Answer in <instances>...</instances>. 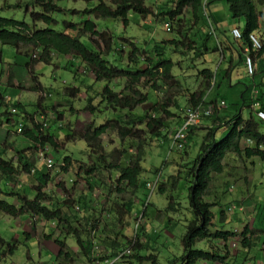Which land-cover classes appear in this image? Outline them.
Wrapping results in <instances>:
<instances>
[{
	"label": "trees",
	"instance_id": "obj_1",
	"mask_svg": "<svg viewBox=\"0 0 264 264\" xmlns=\"http://www.w3.org/2000/svg\"><path fill=\"white\" fill-rule=\"evenodd\" d=\"M59 1L64 0H33V6L38 7L40 12L30 13L32 25L0 17V46H11L17 53L21 46L33 47L35 51H40L39 61L45 64H52L51 56L53 55L62 58L68 56L70 60H66L65 68H72L73 74L76 69L75 63H82L86 67V72L93 76V83L104 84L102 89L96 93V98L88 99L85 109L94 119L98 117L97 113H100L104 120H101L97 126H92V119V122L80 132L73 134L71 130L65 132L67 139L84 142L85 149L91 159L89 160L90 165H87L81 159L75 158L72 153L67 154V152L59 150L56 144L57 133H60L58 131L62 127H58L57 122L61 120V114L54 115V128L45 129L46 126L43 127L37 123L34 116L28 113L21 103L9 100L0 91V107H3L2 117L8 124L15 123L18 126L21 123L23 129L19 134L20 142L21 140L27 141L34 145L33 148L26 145L15 150L17 160L6 159L3 156L4 150L0 151V181H4L6 187L5 189L0 186V198L15 200V203H8L4 199H0V213L7 214L12 218L28 215L33 219L38 217L47 222H54L60 232L63 230L65 235L75 237L77 247L83 256L90 257L95 254V258L89 259L97 264L111 260L119 251L127 247H131L132 253H136V255L131 254L133 258L141 260L143 257H138L137 254L144 247L142 244L143 226L138 224H135L133 233L135 240H129L126 247L119 242L121 239L118 234L106 233V225L100 231L104 237L103 246H100L98 250L92 247L89 237L92 232L98 230L100 222L98 219L91 220V214L93 215L97 209L93 207L87 193L91 196L96 186L101 185L102 182L107 183L109 179L110 192L112 193L110 187H115L114 191L121 197L111 201L109 212L101 210L100 215L104 212L107 216H112L116 224L121 227L125 226L127 217L134 218V223L139 217L140 219L145 218L150 203L145 202L140 193L150 192L151 189H148V186L154 184L156 186L160 180L158 177V180L153 183L142 178L144 172L142 163L146 149L155 142L160 146L168 144L171 151H179L186 155V148L196 143V140L194 141L195 131L201 125L204 127L202 128L204 133L196 136L199 141L198 151L189 161L180 164L181 169L185 171V177H191V183L187 185L186 199L193 219L186 225L185 234L181 239L183 254L176 261L179 264H197L199 261L225 263L229 252L220 255L212 249L196 248V245L201 242L221 240L226 244L224 246L226 249L229 239L238 236L236 231L216 229L212 232L210 230L214 220L212 211L214 204L204 200L212 177L224 172V162L227 157L233 154L248 160L258 157L264 161V120L257 118V111H264V40L262 39L264 32L261 35H256L261 43L259 50L254 51L249 41V35L255 34V31L261 32L259 17L262 12L259 10L261 7L259 5L263 4L264 0H222L227 6L232 20L244 19L245 21L243 28L240 29L241 39L237 40L232 36L237 47L230 45L237 55V62L232 63V58H230L229 66L227 70H223V74L202 67L207 63L206 56L214 53V47L210 46V40L215 35L214 26L208 13V6L212 2L210 0L205 4V0H158V3L152 1L151 4L150 0H98L92 8L81 11L82 21L77 23L63 21L61 29L56 30L53 26L58 25L59 22L53 18V14L65 11L57 5ZM69 1L90 2L92 0ZM148 4L150 5L146 6ZM187 10H190L191 23L183 18ZM68 11L71 14L80 13L78 10ZM131 15L139 16L142 21L151 20L154 27L145 26L143 23L141 26L143 31L151 34L157 30L167 31L173 38L156 41L152 35L149 40L143 39V42L129 41L131 49L126 51L124 45H114L113 35L110 31H99L97 28L96 20L100 19L120 20L126 27L129 25ZM38 23L44 26L36 28ZM82 39L86 41L82 42ZM215 46L216 50L221 52L223 61L225 49L219 48L221 43L219 44L218 41ZM246 54L252 58L253 62L259 64V68L251 76L246 71ZM24 55L34 62L33 55ZM195 61L201 63V68H196ZM31 65L30 62L27 63L25 66L27 70ZM185 69L196 71V89H193L189 84L186 85L179 78L180 75L183 77ZM176 71H179L180 74H176ZM234 74L251 80L249 85H245V89L240 95L241 109L249 108L248 120H244L238 111L226 113L227 104L217 93L211 97V91L216 87L220 89V81L224 79L227 88L233 87L230 81ZM255 78H258L259 81ZM117 80L123 81V88L119 92L111 87L113 81ZM236 80L238 79L236 78ZM32 88L34 91L40 89V87ZM144 89L156 93L157 99L148 108L138 112L141 106L150 101L149 93H145ZM79 91L78 89H69L66 90V95L69 98H74ZM92 99L93 101L98 100L96 106L92 105ZM222 101L225 103L223 107L219 106ZM256 102L258 105L255 107ZM208 105H213L212 113L203 117L198 126L188 127L185 131L184 147L177 149L172 146L175 133L180 130L187 118V110ZM10 107L13 108L9 110ZM12 109H15L16 113H13ZM15 115L20 117V121L14 122L13 116ZM171 119H176V126L172 131H170L171 126L168 123ZM0 122L3 123V120ZM203 122L208 124H202ZM110 131L117 134L120 149H112L107 152L102 137ZM8 144L9 142L5 141L4 145ZM49 148H52L58 155L57 162H61V170L64 173L77 167L75 174L84 179L88 185V192L84 196L71 197L63 184L59 183L61 191L67 195L51 203L50 206L45 203L48 196L43 189L50 182V175L48 170L43 172L35 164L39 151H46L53 155L48 150ZM24 174H31L38 183L34 190V198L30 199L27 193L24 195L17 189L14 190L22 187L18 180ZM105 175L108 178L103 181L102 177ZM178 178L177 175L167 176L174 189ZM163 180L157 190L160 194H166V190L162 186L165 185L162 183ZM13 184L16 185L11 186ZM154 191L155 189L152 190V193ZM137 195V205L134 206L133 197ZM167 199L168 205L164 211L167 213L177 211L178 204L173 201L172 195H168ZM75 208L80 213L84 212L82 216L75 215L80 230L77 227H72L68 221V216ZM260 211L258 210L257 215ZM224 213L220 211L218 214L222 223L225 219ZM93 221L94 223H92ZM60 224H67L68 227L58 226ZM252 230L246 226L239 234L243 237L242 244L245 248L252 246L251 237L255 232ZM120 234L126 240L128 239L126 235H123V232ZM247 235L249 236L247 237ZM55 242L58 245V257H68V253L64 252L67 247L65 239H57ZM16 249L17 242L11 243L0 236V259L13 255ZM144 259L153 260V263L156 264L153 256Z\"/></svg>",
	"mask_w": 264,
	"mask_h": 264
},
{
	"label": "rangeland",
	"instance_id": "obj_2",
	"mask_svg": "<svg viewBox=\"0 0 264 264\" xmlns=\"http://www.w3.org/2000/svg\"><path fill=\"white\" fill-rule=\"evenodd\" d=\"M97 1L98 0H92L90 2L59 1L57 5L65 11L53 14V18L59 22L58 25L53 26L54 29L60 30L63 21L75 23L82 21L83 16L81 15V11L86 8H92L97 4ZM152 1L158 3V0H150V4ZM220 6H223V11L221 10L220 13H218L216 23L214 24L215 27L218 28H220L222 24L220 17L222 18L224 14L226 17L227 14L225 3L223 2L221 5L215 6V8L220 9ZM68 10H78L80 13L71 14ZM260 10H264V5L260 7ZM31 12H40L38 7L33 6V0H0V17L2 18L23 21L32 25L30 19ZM183 18L186 21L189 20V23H191L190 10H187ZM259 20V29L261 32L255 31V35L257 36L264 32V15ZM96 23L99 31L108 30L112 33L115 46L124 45L126 51L131 49L128 43L129 41L137 42L138 40L139 42H143V39L149 40L152 35L155 37L154 39L156 41L173 38L167 31L162 32L157 30L154 34L143 31L141 27L143 23L145 26L151 25V28H153L154 25L151 24L152 22L150 19L142 21V19L136 15H131L129 25L126 27L123 26L120 20L100 19L96 20ZM244 24L243 21V25ZM43 26V24L38 23L36 28H42ZM85 41V39H82V42ZM216 42V37L213 35V38L210 40V46L214 47V53L206 56L208 59L207 63L202 67L210 68L213 72L218 73L219 68V71L222 70L223 67L225 69V63L221 60V52L215 48ZM99 47L101 48V45ZM24 54L33 55L32 60H34V62L30 61ZM39 57L40 51H35L33 47L21 46L17 53L13 47L5 46L3 56H0V60H2L0 62V91L6 95V98L9 100L21 103L24 109L34 116L37 123L43 127L46 126L44 127L45 129L48 127L50 128L49 130L54 128V115L56 116L58 113L61 114V120L57 122V126L62 127V129L58 131L60 133L56 131L58 135L56 144L59 150H61V152H67V154L72 153L75 158L81 159L86 162L87 165H90L89 160L91 159L85 149L84 142L77 139H67L65 132L69 130L72 131V134L74 132H80L92 122V119V126H97L101 120H104V117L100 113H97L98 117L94 119L85 109L88 105V99L96 98V93L102 89L104 84L99 82L93 83V76L86 72V67L80 62L75 63V74H73L72 68L66 69V60L67 58L70 60L68 56L62 58L53 55L51 56L52 64L40 62ZM225 57H228L226 52ZM29 62L32 65L29 70H27L25 66ZM236 62L237 56L235 55L232 57V63ZM194 64H196V68H201V63L199 61H195ZM3 68L4 70L1 71ZM176 74H180V72L176 71ZM179 78L185 82L186 85L189 84L193 89H196V71L194 69H185L183 77L180 75ZM237 79L238 80L231 82L233 87L229 86V88L226 87L227 84L225 83V79L220 81L221 88L219 89L216 87L211 91V97L217 93L227 104L226 113H235L238 111L242 114L244 120H248L249 108L244 107L241 109L240 95L244 91L245 85H249L251 80L245 77L241 78L238 75ZM256 80L259 81L258 78H256ZM122 84L123 81H113L111 87L119 92L123 88ZM32 87H40V89L34 91ZM69 89H78L80 91L74 98H69L66 95V90ZM144 92L149 93L150 101L148 104L141 106L138 112L148 108L151 103L157 99L156 93L149 89H144ZM93 99L91 103L93 106H96L98 100L95 99L93 101ZM11 108L13 107H10L9 110ZM2 111L3 107H0V117H2ZM13 119L14 122L20 121V117L16 115L13 116ZM168 123H170L171 126L170 131L174 130L176 119H171ZM205 123L203 122L202 124ZM2 124L3 123L0 122V126ZM200 126L196 128L195 133L197 135H194V141L196 140V143L186 148V155L179 153V151H171L168 144L160 146L155 142L150 144L146 149V155L142 163L144 168L142 178L153 183L158 180V177L160 180L156 183L157 185L153 193L151 191L140 193V195H143L145 202L148 201L150 203V207L147 208L146 217L140 219V221L136 219L134 223V218L127 217L125 226L121 227L119 224H116L112 216H107L104 212L100 215L101 210H107L109 212L111 201L121 197L114 191L115 187H110V189H112L111 193L108 179L107 183L102 182L101 185L96 186L91 196H89V193H87L88 185L86 181L75 174L77 167L64 173L61 170V162H57L58 155L52 148L48 150L51 151L54 156V167L47 168L37 159L35 164L43 172L48 170V174L50 175V182H48L43 189L48 196L45 203L50 206L51 203L67 195L61 191V188L58 186L59 183L63 184V187L73 198H77L81 195L84 196L87 193L88 199L91 200L93 207L97 209L93 212V215L90 213L91 220L98 219L100 222L98 223V230L92 232L89 239L91 238V241L96 242L98 247L103 246L102 240L104 237L100 231L104 225L107 226L105 229L106 233L118 234V237L121 239L119 242L123 243L125 247L129 240L134 239L133 233L135 231V224L143 226L142 244H144V247L143 250L137 254L138 257L141 256L143 259L140 260L136 257L133 258L129 256L119 264H154L153 260L149 261L144 259L148 256L155 257L156 264H179L176 260L183 254L181 239L185 234L186 225L193 219L186 199L188 193L187 185L191 183V177H185V171L181 169L180 164L189 161V159L194 156L195 152L198 151L199 141L196 136L204 133V130H202L204 127ZM8 130L10 132L9 136L7 132L4 137L5 141L9 142V144L5 146L4 142L3 150L5 153L3 156L6 159L17 160V155L12 147L17 143L20 148L21 143L14 140V138L20 139V135L15 134V123L11 124ZM102 141L107 152L112 149H120L117 134L114 132L110 131L107 135H104ZM28 143L29 142L25 145H28ZM29 144L31 148H33L34 145H31V143ZM224 163V172L221 175L212 177L208 193L204 198L206 202L214 204L212 208L214 220L210 230L214 232L216 229H220L232 232L236 229L237 232H242L246 226H249L250 229L259 231L258 236H256L257 233L253 232L254 234L251 237L252 246L248 248L243 246V237L239 234L229 239L226 249L224 248L226 244L221 240L201 242L196 245V248L205 250L212 249L220 255H225L226 252H229V257L227 258L229 261L226 263L223 262V264H264V161L260 160L258 157L248 160L232 154L227 157ZM171 175L179 176L175 189L170 185L171 180L169 181L167 179V176ZM105 178H108L107 175L102 177L103 181ZM161 180H163L162 183L165 184L162 186H164L163 188L166 190V194H160L159 191H157L158 187L161 185ZM166 180H168V182H165ZM18 183L22 186V189L15 188L14 190L17 189V191L22 192L24 195L27 193L30 199L34 198V190L35 187L38 186V183L31 174H24L21 176ZM14 185L16 184L11 186ZM0 186L6 189L4 181H0ZM168 195H172L173 201L178 204L176 206L178 209L177 211L169 213L164 211L168 205ZM125 196H128V194H125ZM137 197L138 195L133 197L134 206L137 205ZM0 199H4L8 203H15V200L11 198L2 197ZM138 205H140V203H138ZM256 210H261L258 215L255 212ZM64 211L66 212L67 210ZM220 211L225 212V223H222V219L218 216ZM76 214L82 216L84 212L80 213L75 208L68 216V221L72 227H77L80 230V226L75 217ZM226 215L228 217H226ZM26 216L28 217V215ZM29 218L30 221L33 222V218ZM30 221L27 222V220H23L22 217L12 218L7 214L3 215L0 213V236L7 241L12 240V237L15 238V235L18 239L16 240L17 249L13 256H6V260L0 264H93L89 259H92L93 255H90V257L83 256L77 247L74 236L65 235V231L62 230L60 232L57 226L43 219L41 220V218L35 220L34 224L37 226L35 231H29V227H31ZM23 222L25 223L24 225ZM92 223H94V221ZM58 226L68 227L67 224H60ZM120 232H123V235H126L128 239L126 240L122 237ZM47 237L49 238L47 239ZM31 238L33 239L30 240ZM57 239H65L67 247L64 249V252L68 253V257H58V245L55 242ZM16 242L11 241V243L14 244ZM233 242L236 244L235 247L231 246ZM132 254L136 255L135 252ZM234 254L236 255L234 256ZM197 264L219 263L199 261Z\"/></svg>",
	"mask_w": 264,
	"mask_h": 264
},
{
	"label": "built area",
	"instance_id": "obj_3",
	"mask_svg": "<svg viewBox=\"0 0 264 264\" xmlns=\"http://www.w3.org/2000/svg\"><path fill=\"white\" fill-rule=\"evenodd\" d=\"M208 0L204 1V4L207 2ZM232 36L239 40L241 39V33L240 30L235 28L232 29L231 31ZM249 41H250V46L251 48L255 51V50H259L261 48V43L258 39V37L254 34L249 35ZM247 52V49H246ZM36 56V55H34ZM245 65H246V71L247 73L251 76L254 74L255 69H254V64H253V60L252 58L246 54L245 55ZM258 105V103L256 102L254 104V106L256 107ZM219 106L223 107L225 106V103L222 101L220 102ZM213 111V105H208L205 107H196V108H189L187 110V118L184 122V124L182 125V127L180 128V130L175 133L174 139H173V145L174 147H176L177 149L184 147V143H185V131L188 129V127L190 126H198L199 124H201L202 122V118L203 117H207L209 116ZM13 113H16L15 109H12ZM257 118L260 120H264V111L262 110H258L257 111ZM22 131V126L21 124H19L16 127V133H20ZM37 159L42 162L47 168H52L54 167V158L51 155V153L46 152V151H39L37 153ZM31 173H33V170H31ZM148 187H152L151 185H149ZM38 219V217H36L35 219H33V222ZM42 220V219H41ZM139 221H140V217H139ZM33 222H31V224H33ZM135 240V236L133 241ZM234 246V244H233ZM92 247L95 250H98V245L96 244V242H92ZM132 254V249L131 247H127L124 250H121L118 252V254L112 258L111 260H106L104 262V264H119L121 261L125 260L126 258H128L129 256H131ZM95 257V255H94Z\"/></svg>",
	"mask_w": 264,
	"mask_h": 264
},
{
	"label": "crops",
	"instance_id": "obj_4",
	"mask_svg": "<svg viewBox=\"0 0 264 264\" xmlns=\"http://www.w3.org/2000/svg\"><path fill=\"white\" fill-rule=\"evenodd\" d=\"M214 3H212V2ZM210 4H209V6H208V13H209V15H210V18H211V22L213 23V26H214V37H216V39H217V41L219 42V44L221 43V47H219V48H222V49H225V51L224 52H226L227 53V58L225 57V59L223 60L224 61V63H225V69H224V67H223V69L222 70H220L218 73L219 74H223V70H227V68H228V66H229V63H228V60H230V58H232V57H234L235 55H236V53L232 50V48H231V46L230 45H233L234 47H237V43H236V41L234 40V38L232 37V35H231V30L232 29H235V28H238L239 30L240 29H242L243 28V21H244V19H236V20H232L231 19V16H230V13H229V11H228V9H227V6H226V17H225V14H224V16L221 18L220 17V20H221V26H220V28H218V27H215V23H216V19H217V15H218V13H220V11L223 9V6H220V9H218V8H215V6H217V5H221L222 3H223V1L222 0H210ZM258 5H259V3H258ZM264 5V3L262 4V3H260V5L259 6H263ZM259 10H260V7H259ZM223 11V10H222ZM224 11H225V8H224ZM261 12H262V15H261V17L264 15V10H261ZM261 17H259V19L261 18ZM259 22H260V20H259ZM244 23H245V21H244ZM243 25V26H242ZM263 28H264V25H263ZM262 39L264 40V37L262 36ZM5 47V46H4ZM4 47L3 46H0V56L2 55L3 56V53H4ZM228 48V49H227ZM237 56V55H236ZM2 58V57H1ZM0 58V59H1ZM68 59V58H67ZM222 61V62H223ZM263 61H264V58H263ZM254 66H255V69H257V68H259V64L257 63V62H254ZM2 66H3V64H2ZM220 69V68H219ZM3 70V69H2ZM218 74V75H219ZM237 74H234L233 75V77L231 78V81L230 82H232V81H236V78H237V76H236ZM235 79V80H234ZM219 80V79H218ZM255 80H256V78H255ZM5 86H6V84H5ZM17 86V85H16ZM0 120H3V124L0 126V151L1 150H3V144H4V142H5V137H4V135H6L5 133H10L9 132V127H10V125L11 124H14V123H11V124H7V122H6V119H4V117H0ZM5 121V122H4ZM17 127V126H16ZM1 138H2V140H1ZM14 140H16L17 142L19 141L20 142V139H17V138H14ZM21 144H20V147L22 148V147H24V146H26L25 144L27 143V141H22L21 140V142H20ZM24 145V146H23ZM27 146H30V144L28 143V145ZM13 151H15V150H19L18 148H19V146H18V144L16 143V144H14L13 145ZM2 152V151H1ZM1 152H0V155H1ZM256 213L258 212V210H256L255 211ZM4 215V214H3ZM226 217H228L227 215H226ZM22 219L23 220H27V222H29L30 221V218H29V216L27 217L26 215H24V216H22ZM6 222H8V221H6ZM25 222V221H24ZM23 222V225L25 224ZM33 225V226H32ZM31 225V227H29V231H35V229H36V224H32ZM28 227V226H27ZM27 229V228H26ZM24 230V229H23ZM28 230V229H27ZM234 231H237L236 229L234 230ZM254 231L257 233V235L256 236H258V232L259 231H257V230H255L254 229ZM33 238H31L30 240H32ZM16 240H18L17 238H16V235H15V238H13L12 237V240H10V241H16ZM7 241V240H6ZM38 241V240H37ZM238 253V252H237ZM236 254H234V256H235ZM11 256H13V255H11ZM6 260V258H3V259H0V263L1 262H4ZM227 261H229V259H227L226 261H225V263L227 262Z\"/></svg>",
	"mask_w": 264,
	"mask_h": 264
},
{
	"label": "clouds",
	"instance_id": "obj_5",
	"mask_svg": "<svg viewBox=\"0 0 264 264\" xmlns=\"http://www.w3.org/2000/svg\"><path fill=\"white\" fill-rule=\"evenodd\" d=\"M237 29H238V28H237ZM231 31H232V30H231ZM213 32H214V31H213ZM254 35H255V34H254ZM253 64H254V62H253ZM254 69H255V66H254ZM255 70H256V69H255ZM20 124H21V123H20ZM22 129H23V128H22ZM21 132H22V131H21ZM21 132H20V133H21ZM20 133H16V130H15V134H20ZM52 156H53V155H52ZM53 158H54V157H53ZM54 164H55V163H54ZM154 185H155V184H154ZM154 185H152L151 188L148 187V189H151V192H152V190L155 189V187H156V186H154ZM46 222H47V221H46ZM30 223H31V221H30ZM34 223H35V221L33 222V224H34ZM49 223L55 225V223L52 222V221L49 222ZM31 225H32V224H31ZM55 226H56V225H55ZM253 230H254V229H253ZM253 230H252V231H253ZM236 232H237V231H236ZM242 232H243V231H242ZM242 232H241V231H240V232H237V234H241ZM240 236H241V235H240ZM248 236H249V235H247V237H248ZM92 242H94V241H92ZM233 244H234V246H233ZM231 246H232V247H235L236 244L233 242ZM231 246H230V247H231ZM98 248H99V247H98ZM94 255H95V254H94ZM94 255H93V258H95ZM92 263H93V264H97L96 262H92ZM100 264H104V262H103V263H100Z\"/></svg>",
	"mask_w": 264,
	"mask_h": 264
}]
</instances>
